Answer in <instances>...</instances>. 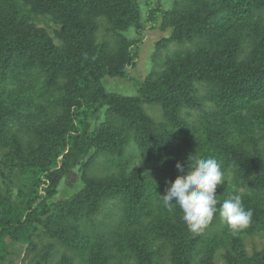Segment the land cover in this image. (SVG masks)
Returning a JSON list of instances; mask_svg holds the SVG:
<instances>
[{"label":"trees","instance_id":"16d2710c","mask_svg":"<svg viewBox=\"0 0 264 264\" xmlns=\"http://www.w3.org/2000/svg\"><path fill=\"white\" fill-rule=\"evenodd\" d=\"M20 4L64 24L61 47L20 18ZM126 12L122 0H0V147L8 143L11 174L31 176L17 196L4 195L0 185V263L11 258L8 243L27 242L37 221L50 237L86 256L87 264L115 259L157 264L158 256L172 264L198 259L215 264L221 246L225 264H264V252L250 255L239 235L228 237L225 228L218 233L223 236L217 234L214 228L223 221L219 212L202 233L193 234L179 205L169 211L160 198L166 182L180 175L178 161L187 170L197 158H215L224 176L216 189V195L223 191L218 201L237 194L226 182L244 187L241 198L252 212L250 224L264 233V0H186L164 12L171 28L165 41L193 48L152 72L136 97L112 93L103 83L108 76H126L134 62L128 47L98 52L94 38V15L106 16L118 28L137 26ZM94 49L101 55L95 57ZM12 78L23 83L8 87ZM27 82L51 113L23 142L12 129L16 105L26 106L16 100L15 86ZM145 104L161 108L162 119L151 117ZM102 109L105 123L92 130L91 119ZM132 143L143 164L130 172L90 176L77 169L92 153L88 164L94 155L107 156L112 165L128 169ZM77 171L83 188L52 204L57 188L75 180ZM114 200L117 220L96 226ZM58 264H73V259L63 256Z\"/></svg>","mask_w":264,"mask_h":264},{"label":"rangeland","instance_id":"374dc122","mask_svg":"<svg viewBox=\"0 0 264 264\" xmlns=\"http://www.w3.org/2000/svg\"><path fill=\"white\" fill-rule=\"evenodd\" d=\"M6 1L15 2V0ZM122 1L127 10L126 13L130 17L137 19L138 25L118 28L114 26L106 16L96 14L93 16V19L98 25V30L94 35L95 46L98 52L106 51L107 53H109L108 51L117 52L120 44H124L128 47L127 52H130L134 57V62L126 68V76L120 78H111L108 76L103 79V83L106 89L112 93L136 97L138 96L139 86L146 81L147 77L152 72L163 71L166 68L168 60L174 54L191 49L193 45L188 43L182 46L177 43L165 41V38L171 33V28L168 27L169 25H166L168 23L164 21L162 17L164 15L163 13L168 10L179 9L186 3V0ZM18 9L22 20L44 31L48 39H50L55 46L61 47L63 39L59 38V34L64 28L63 23L61 25L59 21L51 16L36 14L21 4ZM153 12H155V15L152 14ZM97 51L94 49L93 54L95 57L101 55ZM20 80L21 79L12 78V80L6 82V84L8 87L12 88L13 84L16 82L23 83L20 82ZM15 87L18 93L16 100H18V102H20V100H25L26 106L20 108L16 105L14 109L16 122L13 125L12 131L19 134L24 142L29 140L38 125L49 119L51 111L49 103L38 95L37 92L29 89L30 84L28 82L24 85L18 84ZM144 108L156 121L162 119L161 108L153 107L148 104H145ZM105 120L106 111L102 109L91 119L92 130L102 126ZM7 145L8 143L5 147H0V185L4 195L8 196L9 194H14V196H17L19 187L22 188L23 186H27L31 176L23 178L17 171L14 174L9 172L8 158H6V154L9 152V147H7ZM92 155L84 159L77 167V169L82 172L87 170L86 172L90 176H106L117 173L118 170H123V168H125L127 172H130L136 165L142 166L143 164L137 146L134 143L131 144L127 153L128 158H130L128 169L121 163L120 165H112L110 158L107 156L94 155L92 162L88 164ZM81 171L76 172L77 178L75 180L71 179V181H65L57 188L54 196L50 200L52 204L70 199L83 188ZM226 179L227 181L229 180L228 178ZM225 187H231L240 196L246 191L244 187L232 186V183L229 181L226 182ZM229 188L227 189L229 190ZM219 192L220 191L217 193V198L221 199L223 191L221 190V192ZM229 195H227V197ZM119 214V203L117 200L111 201L105 205L101 214L97 217L95 224L96 226H100L99 224L103 222H114L117 220ZM224 228L225 231L231 232L228 237H232L233 235L240 236L239 238L242 239L244 248L250 255H253L255 252H264V233L254 231L250 223L247 228L235 234L224 221L219 223L214 229L218 234ZM128 231H130V229ZM91 232H93L92 229ZM218 235L223 236L224 234ZM123 236L125 237V234H123ZM125 243L127 245V240ZM31 245L34 249L30 250ZM8 248L12 253L11 258L0 264H58L63 256H68L73 259V264H87L85 261L86 256L74 252L58 242L57 239L50 237L44 225L37 221L32 223L30 238L27 242L22 244L9 242ZM225 251V246H221L215 253V264H225L222 259V255ZM116 254L118 255L119 253L117 252ZM156 260L157 264H172L166 256H158ZM114 261L113 264H120L116 262V259ZM123 264H135V261L129 259L124 261ZM195 264H201L200 260L198 259Z\"/></svg>","mask_w":264,"mask_h":264},{"label":"clouds","instance_id":"9594fccd","mask_svg":"<svg viewBox=\"0 0 264 264\" xmlns=\"http://www.w3.org/2000/svg\"><path fill=\"white\" fill-rule=\"evenodd\" d=\"M176 168L180 175L166 182L169 186L160 198L169 211L179 205L190 232L202 233L217 212L234 234L248 227L252 212L245 209L240 195H232L222 203L217 199L216 189L224 183V176L215 158H197L187 163V170L178 161Z\"/></svg>","mask_w":264,"mask_h":264}]
</instances>
